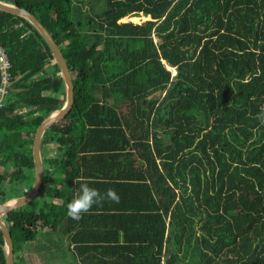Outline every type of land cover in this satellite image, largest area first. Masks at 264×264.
Listing matches in <instances>:
<instances>
[{
  "label": "trees",
  "instance_id": "1",
  "mask_svg": "<svg viewBox=\"0 0 264 264\" xmlns=\"http://www.w3.org/2000/svg\"><path fill=\"white\" fill-rule=\"evenodd\" d=\"M5 1L51 33L73 98L41 134L48 154L40 151L37 192L43 177L50 185L41 206L5 221L13 263L57 228L64 215L52 198L88 182L120 196L98 206L117 217L120 232L104 264H264V0H101L98 12H87L90 0ZM138 12L149 18L118 21ZM0 44L10 62L0 105L1 202L5 182L32 179L33 130L64 92L28 20L0 9ZM58 171L64 190L48 180ZM1 243L0 232L4 264ZM75 249L81 264L91 260Z\"/></svg>",
  "mask_w": 264,
  "mask_h": 264
},
{
  "label": "crops",
  "instance_id": "2",
  "mask_svg": "<svg viewBox=\"0 0 264 264\" xmlns=\"http://www.w3.org/2000/svg\"><path fill=\"white\" fill-rule=\"evenodd\" d=\"M48 180L51 181V185L63 187L64 190V179L62 176L56 174L54 178L49 177ZM88 184L90 187H94L93 184ZM76 195V191L69 194H64L63 192L62 195L52 198L54 206L57 209H61L64 216L59 220L55 230L49 231L45 229L40 234L38 242V248L40 249H37V251L32 248L29 249L31 246L25 248V261L23 264H65L68 261H73L74 264H81L80 255L76 252L75 246H77V251L81 255L89 256L88 258L91 260H87V264H104L101 259H110L115 254L111 245L118 242L112 240L113 236L116 235L118 238L120 236L119 229L114 226L115 218L117 217L98 208V206H101L100 209H103L102 207L107 202V199L102 205L92 208L91 212L84 214L82 219L77 221L69 216L66 217L67 204ZM67 223L72 224L70 231L65 228ZM76 229L77 233L73 234L74 239L70 238V235ZM53 251H55V254Z\"/></svg>",
  "mask_w": 264,
  "mask_h": 264
},
{
  "label": "water",
  "instance_id": "3",
  "mask_svg": "<svg viewBox=\"0 0 264 264\" xmlns=\"http://www.w3.org/2000/svg\"><path fill=\"white\" fill-rule=\"evenodd\" d=\"M0 9L8 11L10 13L20 15L28 20L35 29L40 33L42 38L45 40L47 46L49 47L55 62L57 63L59 74L63 82V92L64 98L62 104L49 113H47L35 126L31 138V158H32V183L30 187L24 191L22 194L6 198L0 202V232H1V248L3 251L4 264H14L12 259V240L10 232L7 228L5 221L3 220V215L27 201H29L37 192L42 173V160L40 154V138L41 134L45 128L60 119L71 107L72 104V81L69 72V67L66 63L64 56L61 53L60 48L56 44L51 33L46 29V27L26 8L19 6L17 4L0 0Z\"/></svg>",
  "mask_w": 264,
  "mask_h": 264
},
{
  "label": "rangeland",
  "instance_id": "4",
  "mask_svg": "<svg viewBox=\"0 0 264 264\" xmlns=\"http://www.w3.org/2000/svg\"><path fill=\"white\" fill-rule=\"evenodd\" d=\"M100 2H101V0H98V1L90 0L89 2H85L86 3V4H84L85 9L87 10V12H93V11L98 12L101 9V6H102V4ZM147 18H149V15H144L141 12H138L137 14H131V15H127L126 14V15H123L120 18H118V21L123 23V24H125V23H127L126 20H130V21H133V22H141L142 20L147 19ZM167 67H169L172 70V73L174 72L171 66L167 65ZM40 151L42 152V157L43 158H44V156L46 154H48V152H46L44 150H40ZM44 165H45V163H44ZM60 174H62V173L60 171H58L57 175H60ZM31 183H32V179H28V180H26L24 182L23 185H19V187H18L16 185H13L12 183L9 184V182H5L6 187H7V189L5 188L7 198L15 197V196H18V195L22 194L23 190H25V188L28 187V186L30 187ZM49 187H50V185H48V182L43 177V179H42V188L40 189V191L37 192L25 204L17 207L13 211L8 212L6 217L3 218L4 221L7 222V221L10 220V217H14V216H17L18 218L25 217L28 209L36 208L39 205L41 206V204L43 202V198H44V193L43 192L44 191L46 192L47 188L49 189ZM38 242H39V240H38ZM38 242L35 243L34 245H31V247L29 249H31V248L34 249V250L40 249V248H38ZM63 251L65 252L64 249H63ZM53 252L55 254V251H53ZM52 256H54V255L52 254ZM77 263H78V261H77ZM16 264H18L17 261H16ZM65 264H74V263H73V261H71V262L68 261Z\"/></svg>",
  "mask_w": 264,
  "mask_h": 264
},
{
  "label": "clouds",
  "instance_id": "5",
  "mask_svg": "<svg viewBox=\"0 0 264 264\" xmlns=\"http://www.w3.org/2000/svg\"><path fill=\"white\" fill-rule=\"evenodd\" d=\"M257 119L264 125V107L260 109ZM105 199L114 203L120 202V196L114 189L109 188L101 193L88 183H81L77 195L67 204V215L79 221L84 214L91 212L94 205H102Z\"/></svg>",
  "mask_w": 264,
  "mask_h": 264
},
{
  "label": "built area",
  "instance_id": "6",
  "mask_svg": "<svg viewBox=\"0 0 264 264\" xmlns=\"http://www.w3.org/2000/svg\"><path fill=\"white\" fill-rule=\"evenodd\" d=\"M10 62L4 48L0 44V105L2 97L10 86Z\"/></svg>",
  "mask_w": 264,
  "mask_h": 264
}]
</instances>
